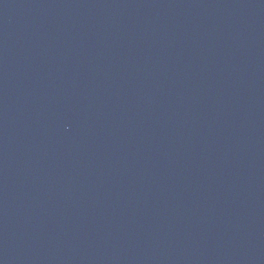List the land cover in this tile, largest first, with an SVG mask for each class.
<instances>
[{"label":"water","instance_id":"95a60500","mask_svg":"<svg viewBox=\"0 0 264 264\" xmlns=\"http://www.w3.org/2000/svg\"><path fill=\"white\" fill-rule=\"evenodd\" d=\"M0 264H264V0H0Z\"/></svg>","mask_w":264,"mask_h":264}]
</instances>
